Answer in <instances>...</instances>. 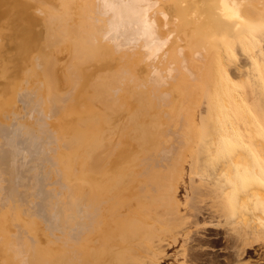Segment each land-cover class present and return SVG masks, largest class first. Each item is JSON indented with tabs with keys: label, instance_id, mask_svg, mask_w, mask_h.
<instances>
[{
	"label": "bare ground",
	"instance_id": "bare-ground-1",
	"mask_svg": "<svg viewBox=\"0 0 264 264\" xmlns=\"http://www.w3.org/2000/svg\"><path fill=\"white\" fill-rule=\"evenodd\" d=\"M256 63L264 0H0V264H221L209 226L243 264L264 123L231 70Z\"/></svg>",
	"mask_w": 264,
	"mask_h": 264
},
{
	"label": "rangeland",
	"instance_id": "rangeland-1",
	"mask_svg": "<svg viewBox=\"0 0 264 264\" xmlns=\"http://www.w3.org/2000/svg\"><path fill=\"white\" fill-rule=\"evenodd\" d=\"M63 51H64V53H63ZM63 51H56L55 53H56V55H55V57L56 58H59V55H60V62L58 63V66H61L60 67V69L58 68V72H59V75L60 74H62V77H61V75H60V77L63 79V77H64V73H62L64 70H66L65 68H67V66H68V64H69V60H71V52L69 51V50H63ZM62 52V53H61ZM67 52V53H66ZM69 52V53H68ZM59 55H58V54ZM62 54V55H61ZM70 56V57H69ZM238 63L240 64V65H244V64H247L245 61H243L241 58H240V55H239V52H238ZM68 58H69V60H68ZM58 60V59H57ZM67 61V62H66ZM262 62V61H261ZM260 62V63H261ZM65 63V64H64ZM260 63H256L255 64V68H256V71H258V73H260V75H262L263 77H264V67H263V64H260ZM65 65V66H64ZM248 65H249V63H248ZM252 65V64H251ZM261 65H262V67H261ZM251 67V66H250ZM232 73L231 74H234L233 75V77L235 78V80H234V82H235V89H233L234 91L236 90H238V91H240V90H245L247 93H248V103H249V110H250V117L252 116V114L253 115H255V116H257L258 118H259V120H261L263 123H264V90H263V86H264V79H263V82L261 81L262 79H258L257 80V82L256 83H263V84H255V85H253L254 83H252L251 81H249V79H245V78H243L242 76H240L241 74L239 73V71L237 70V68L236 67H234V68H232ZM65 72V71H64ZM60 78V79H61ZM242 78V79H241ZM241 81V83H239ZM246 81V82H245ZM217 85H215V87H214V96H217L216 94H217V89H219L221 86H219L220 84H218V83H216ZM241 84V85H240ZM253 85V86H252ZM256 85L258 86L257 88H256ZM255 86V87H254ZM219 87V88H218ZM241 87L243 88V89H241ZM259 87H261V89H260V91H262V93L261 92H259ZM215 88H217V89H215ZM254 88H256V89H258V94L257 95H255V94H253V89ZM252 89V90H251ZM215 92H216V94H215ZM218 92H220V89H219V91ZM260 93V94H259ZM253 96H254V98L256 99H254L253 98ZM260 98H259V97ZM257 98H259V99H257ZM261 98H263V99H261ZM261 99V100H260ZM260 101H262V103H260ZM213 103V102H212ZM258 104V105H257ZM260 104V105H259ZM261 104H263L262 106H263V108H262V106H261ZM258 106V107H257ZM259 108V109H258ZM257 109V110H256ZM260 112V113H259ZM214 113V114H213ZM215 109H212V112H211V114H210V116H209V118H211V120L210 119H207L208 118V116H206L205 117V115H208V114H205L204 115V117L206 118V119H203L204 121H207V124H206V126H208L207 128L209 129V131L206 129L205 130V127H204V135H205V133L206 134H208V136L207 135H203V138L201 137L200 139H202L203 141L204 140H207L206 142H208V143H210V144H212V141H213V138H215V136H216V133H217V123H219V121L217 120V119H215L216 117H214L215 116ZM252 113V114H251ZM261 114V115H260ZM211 115L213 116V117H211ZM219 119V118H218ZM210 121V122H209ZM213 122V123H212ZM202 123V122H201ZM215 123H216V125H215ZM203 124H204V122H203ZM212 125V126H211ZM202 127V126H201ZM213 128V129H212ZM207 131V132H206ZM209 132V133H208ZM213 135H215V136H213ZM202 136V135H201ZM209 137V138H208ZM210 137H213V138H211L210 139ZM208 138V139H207ZM200 139H199V144H200ZM209 140V141H208ZM205 142H202V144H204ZM201 144V145H202ZM207 145V144H206ZM204 146H205V144H204ZM202 147H203V145H202ZM187 168L186 169H188L189 170V166H186ZM196 177H198V176H196ZM189 183V177L187 176L186 177V184H185V186L183 185V186H181L180 187V189H179V197L182 199V200H184L185 199V194H186V186H187V184ZM192 194V193H191ZM195 200H197V197L195 198ZM206 231H207V233H206V243H204V247H205V251H206V253H207V255H213V257H215V258H218L219 259V257H218V255H220V254H229L230 255V253L228 252H224V253H219V247H225L226 246V242L223 240V237L221 238L220 237V239L219 238H215V236H217V234L218 233H223V231H224V229L223 228H216V227H211V226H209V227H207L206 228ZM219 239V240H218ZM262 241L260 240L259 241V243H257V244H255L254 245V247L255 248H259V247H263L264 248V245L261 243ZM195 244V243H194ZM194 247H196V248H199V246L198 245H194ZM212 248V249H208V248ZM178 249V248H180L179 246H174V247H170V248H168L166 251L168 252V254H174V252H175V250L176 249ZM249 251H251L250 249H248L247 250V252L242 256V258H240V262H242V263H244V261H246L247 259H248V256H247V253L249 252ZM218 254V255H217ZM254 257H256V256H254ZM180 258V260H182V258L181 257H179ZM171 261H172V259L171 258H167V259H165L161 264H171ZM219 261H220V259H219ZM222 264H226L225 262H223V261H220Z\"/></svg>",
	"mask_w": 264,
	"mask_h": 264
},
{
	"label": "flooded vegetation",
	"instance_id": "flooded-vegetation-1",
	"mask_svg": "<svg viewBox=\"0 0 264 264\" xmlns=\"http://www.w3.org/2000/svg\"><path fill=\"white\" fill-rule=\"evenodd\" d=\"M218 250H219V253H224V252L226 253L227 252L224 249V247H219ZM250 250L251 251H249L247 253L248 259L246 261H244L243 264H264V248L263 247L255 248L253 246V248H250ZM254 256H256V257H254ZM218 257H219L220 261H223V262H225L227 264V261H228L230 255L229 254H220V255H218Z\"/></svg>",
	"mask_w": 264,
	"mask_h": 264
}]
</instances>
